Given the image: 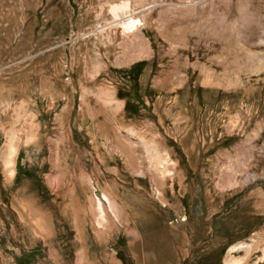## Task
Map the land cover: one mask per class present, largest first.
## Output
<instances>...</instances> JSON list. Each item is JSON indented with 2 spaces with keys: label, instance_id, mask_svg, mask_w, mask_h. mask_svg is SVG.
Returning <instances> with one entry per match:
<instances>
[{
  "label": "rangeland",
  "instance_id": "1",
  "mask_svg": "<svg viewBox=\"0 0 264 264\" xmlns=\"http://www.w3.org/2000/svg\"><path fill=\"white\" fill-rule=\"evenodd\" d=\"M231 261L264 264V0H0V264Z\"/></svg>",
  "mask_w": 264,
  "mask_h": 264
},
{
  "label": "bare ground",
  "instance_id": "2",
  "mask_svg": "<svg viewBox=\"0 0 264 264\" xmlns=\"http://www.w3.org/2000/svg\"><path fill=\"white\" fill-rule=\"evenodd\" d=\"M125 7H126L125 4H122V5H119V6L118 5H115V6H110V10H111V12L115 13L117 8H119V10H120V8L122 9V8H125ZM130 24L131 23H128L127 24L128 27H130ZM133 32H134V30L131 29V28L130 29L127 28L125 30L118 28V30L116 32L112 33L111 36H113L116 41H122L125 38L133 35L134 34ZM104 99H105V101L106 100L107 101H109V100L112 101L113 100V96L111 94H107V95H105ZM117 108H119V107H117ZM24 119H25V121H24L25 124H24V127H23L22 130L14 132L13 129H10V132H11L10 134L11 135H10L9 142H8V145H7L8 146L7 147V154H6V158H5L4 162H3V171H4V174H5V176H6L7 179H9L11 177V175H12V173L14 171L13 170V160H14V156L16 154V151H17L18 146L20 144L24 143L25 141L27 142V140H30L31 141V139H33L34 136H35V134H36L35 133L36 126H34L30 122V120H31L30 117L27 116ZM163 172H164V170L161 171V173H163ZM105 199H107V198H105ZM164 202H165V200H164ZM107 203H108V207L110 209L112 207L110 204H112L113 202H111V199H107ZM113 206H115V205H113ZM235 263H236V261H231V262H229L227 264H235Z\"/></svg>",
  "mask_w": 264,
  "mask_h": 264
}]
</instances>
